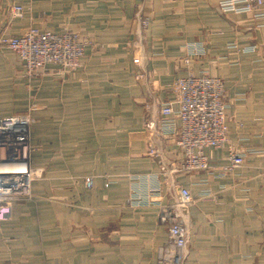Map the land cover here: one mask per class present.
<instances>
[{"label":"crops","instance_id":"crops-1","mask_svg":"<svg viewBox=\"0 0 264 264\" xmlns=\"http://www.w3.org/2000/svg\"><path fill=\"white\" fill-rule=\"evenodd\" d=\"M21 4L13 19V0H0V36L34 27L87 44L76 70L30 79L0 48V117L31 110L36 147L31 198L0 214V264H157L158 211L172 199L152 176L180 155L171 137L148 155L145 107L172 100L171 84L187 74L224 82L228 145L244 157L227 171L228 148L207 149L209 171L178 177L193 196L183 209L187 264H264V21L221 13L217 0Z\"/></svg>","mask_w":264,"mask_h":264},{"label":"built area","instance_id":"built-area-1","mask_svg":"<svg viewBox=\"0 0 264 264\" xmlns=\"http://www.w3.org/2000/svg\"><path fill=\"white\" fill-rule=\"evenodd\" d=\"M217 8L221 13L245 14L253 20L264 21V0H217ZM23 12L21 0H13L11 17L21 18ZM138 21L140 30L149 25L146 19L138 17ZM86 44L73 31L54 33L34 27L20 36H0V48L14 52L21 59L23 73L29 79L47 75L49 67H55V74L59 76L76 70L81 66ZM229 48L240 51L235 44ZM133 63L138 64L139 58H133ZM169 90L172 100L145 107L143 124L151 133L147 143L149 156L159 154L157 137H171L180 155L179 162L165 164L159 160V172L152 176L157 183H163L172 199L158 211L159 221L166 226V240L158 249L157 264H187L189 232L183 209L193 203V196L178 182V177L209 171L207 149L228 148L227 171L241 167L244 157L228 145L229 117L223 101L224 82L220 78L187 74L176 79ZM154 107L157 109L152 111ZM30 113L31 110L0 117V214L12 202L31 197L33 175L29 159L33 148L30 142L33 119ZM87 186H90L89 180Z\"/></svg>","mask_w":264,"mask_h":264},{"label":"rangeland","instance_id":"rangeland-1","mask_svg":"<svg viewBox=\"0 0 264 264\" xmlns=\"http://www.w3.org/2000/svg\"><path fill=\"white\" fill-rule=\"evenodd\" d=\"M22 113H24V111L23 112H18L17 114H22ZM31 125H32V123H31ZM30 128H31V126H30ZM30 142H31V139H30ZM32 144V143H31ZM32 146H33V144H32ZM36 148V147H35ZM35 148H34V146H33V148L31 149V152L30 153H32L34 150H35ZM31 155V154H30ZM32 183V182H31ZM30 191H31V186H30ZM31 196H32V193H31ZM31 198V197H30Z\"/></svg>","mask_w":264,"mask_h":264}]
</instances>
